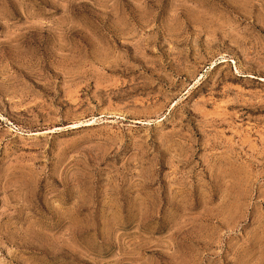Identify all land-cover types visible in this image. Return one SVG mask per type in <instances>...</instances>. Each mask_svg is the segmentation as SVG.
I'll use <instances>...</instances> for the list:
<instances>
[{
  "label": "rangeland",
  "instance_id": "374dc122",
  "mask_svg": "<svg viewBox=\"0 0 264 264\" xmlns=\"http://www.w3.org/2000/svg\"><path fill=\"white\" fill-rule=\"evenodd\" d=\"M0 264H264V0H0Z\"/></svg>",
  "mask_w": 264,
  "mask_h": 264
}]
</instances>
